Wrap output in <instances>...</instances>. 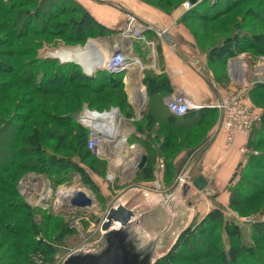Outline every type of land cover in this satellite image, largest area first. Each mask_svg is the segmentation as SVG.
<instances>
[{
    "label": "trees",
    "instance_id": "1",
    "mask_svg": "<svg viewBox=\"0 0 264 264\" xmlns=\"http://www.w3.org/2000/svg\"><path fill=\"white\" fill-rule=\"evenodd\" d=\"M196 1L182 18L194 34L205 33L206 25L220 21L221 16L233 12L236 7L246 6V14L238 11L239 20L227 21L223 29L209 26L210 32L202 36L203 46L199 47L209 63L221 61L226 64L228 58L241 52L264 56V0ZM245 18L252 22L245 24ZM196 21L203 24L197 30L193 27ZM109 35L113 33L73 0H0V141L3 142L5 129L16 121L20 123L16 124L10 142H3L6 147L0 152L3 156L0 158V264H46L51 261L55 247L51 246L52 241H45V215H40L21 199L16 183L28 169L47 174L57 184L78 171L84 176L85 185L92 183V174L82 166L95 169V154L88 148L89 130L65 115L85 105L99 111L109 108L105 100L113 103L112 99L118 96L104 95L109 90L123 87L124 73L99 70L90 76L79 64L44 59L38 51L41 45L57 38L66 45L83 46L90 38ZM224 76V72H215L217 82ZM228 82L221 84L223 90L229 88ZM143 84L151 97L149 112L135 123L137 134L143 137L134 136L133 139H138L150 151L147 163L137 172V177H141L143 183H153L156 172L153 158L157 151L164 152L166 160L181 151H192L208 137L220 112L204 108L177 116L164 104V97L172 93L166 74L148 71ZM14 88L16 93H12ZM235 92L231 89L226 94ZM39 98L43 99L40 103L36 101ZM118 98L120 102L124 101L123 96ZM245 98L250 100L251 107L261 105L263 110L260 119L253 124L247 143L248 150L258 153L248 155L247 161L239 167L242 170L236 172L227 187L228 205L219 203L216 195L211 196L216 201L210 212L202 219H193L153 264H264V221L244 224L239 219L251 214L264 215V84L248 89ZM128 114L132 115L131 112ZM23 129L31 130L28 134L31 138L23 137L20 131ZM64 129L69 132H62ZM49 141H53L51 146ZM25 158L39 162L27 165ZM194 160L189 168L193 179L199 176L195 168L198 157ZM172 162H167L163 171L162 181L166 185H171L175 177L176 164ZM102 167L106 169L105 165ZM9 168L11 174L3 176L8 174ZM229 210L237 216H227ZM243 224L251 226L249 240L244 238L246 228ZM24 236L29 241L20 240ZM59 243L65 242L60 240Z\"/></svg>",
    "mask_w": 264,
    "mask_h": 264
},
{
    "label": "rangeland",
    "instance_id": "2",
    "mask_svg": "<svg viewBox=\"0 0 264 264\" xmlns=\"http://www.w3.org/2000/svg\"><path fill=\"white\" fill-rule=\"evenodd\" d=\"M136 2H139L141 4L140 5L141 9L140 11H138V14L135 13L134 11L131 13H133V15L137 16L140 20H142L145 23H148L149 19L154 20V23H150V24L153 25L156 29V33L152 32L151 34L148 35V38L150 40H153V42L155 41L154 44L151 45L150 47L145 45L143 42H139L140 44L134 42L139 44V47L137 49H134V52L140 54V56L142 57V63H145L147 65V67L144 70L139 69V79L142 80V82L144 80L145 74L148 71L156 72V73L160 72V68L162 65V58L160 55V44L158 42L165 41V37L164 35H159L157 33L158 30L160 32L165 31L168 34H174L175 37L179 39L180 41L179 43H181L182 46L184 45L185 47H191L194 49L193 54L191 55L192 66L196 70H198L203 76H205V79L207 81H210L211 85L213 86V90L215 91V93L218 92L220 98L223 95H227L226 92L231 89L238 92L244 89L248 90L253 86H256L257 84H264V70L263 73L262 71L259 70L258 57L249 54L248 52H243V53L241 52L235 56L228 58L226 64H224L221 61L209 63L206 54L202 52L201 48L199 47V46H203L202 40L204 39V37L202 36H204L205 33L210 32L209 26L210 27L213 26V29L215 27H219L218 29H223L227 21H230L232 19L235 21L239 20L240 16L237 17V13L239 10L241 11V14L245 13L246 6L241 7V9L236 7V9L234 8L235 10H233V12L221 16L219 18L220 21H216L215 23L212 22L206 25L208 30L205 33L201 34L197 32L194 34L192 32L193 29L191 27H188L187 23L182 22L183 15L185 16V14L193 8L192 7L193 4L190 0H137ZM139 3L137 5H139ZM253 3L257 4L255 1H253ZM188 4L189 7L187 6ZM246 5L247 7L249 6V4ZM155 13L160 16L158 19L152 18ZM247 22L249 24L252 21L251 20L249 21V18H245L244 23L247 24ZM201 26H203V24L198 21H196V24H193L195 30H197L198 27ZM254 31L257 32L260 31V29ZM26 40L27 39H24L23 42H26ZM112 40L114 39H92V42L99 43V45H102L103 51H105V53L109 55L110 51L107 50V48L110 45H112L110 44V41ZM50 41L44 44V46L41 45L42 47H40L38 51V54L44 59H50V58H45V55H48L51 52L58 51L59 49L74 51L79 47H85L91 40H87V42L83 46L66 45L63 44V42H61L60 39L58 38L51 42ZM143 46L145 47V49H143ZM15 48H17V46H15L14 49ZM99 70H104V69L102 68ZM215 72L216 74L220 72H224L225 73L224 78L222 77L221 79H219V82H217L215 77ZM126 76L127 74H124L123 87L120 90L119 89L115 91L109 90L104 95L105 97H107L111 94L112 95L116 94V96L120 98L121 96H123L124 101L120 102V99L118 97L112 99L113 103H109L108 100L106 102L105 99L103 100H105L106 105H109V108L116 107L123 116H125L128 119H132L136 115L140 116L146 112H149L151 97L149 96L146 90L145 93L146 102L139 108L138 103H140V101L136 99L134 101V98L131 96L129 86L128 88L126 86L127 83L129 84L128 82L129 80L126 81L127 80L126 78L128 76L127 77ZM222 80L223 82H220ZM226 82H228L227 84H229L230 89L227 88L223 90L221 88L222 87L221 84H225ZM12 93H16L15 88L13 89ZM168 96H166L164 99L165 106H166L165 100ZM38 97L46 98L43 95H39ZM42 100H43L42 98H39L36 101L40 103ZM262 102L264 103V100H262ZM262 102L260 101V103ZM124 103L126 104L125 106ZM254 106L252 107V109L255 108L254 110L259 115H261L263 112V110L261 109V105H254ZM128 112H131L132 115L128 114ZM67 115H65L66 118ZM16 124L20 125L18 121H16ZM16 124H13V126H9L7 129L4 130L5 133L1 138L3 142H7V141L10 142V139L12 138L15 132V127L17 128ZM124 126H126V130H128L129 136L127 138L125 145L121 147L122 151L120 150L119 151L120 153L118 152V150L114 151V153L110 155V159L99 158L97 156H94L95 159L97 160V161L95 160L94 163L95 165L94 170L90 169L87 166L82 165L85 169L90 171V173L93 176V182L90 183L89 185H85L87 183L84 182V176H82L78 171L72 172L73 174L72 177L61 180L59 181L58 184L50 180L47 174H44L42 172L39 173L38 170L36 169H28L19 177L16 183V188H17L16 190L19 196L29 207L38 210L40 215H45L44 218V229L46 235L45 241L47 243H51L52 241L51 246L55 247L54 255L51 261H48V263L46 264H62L65 258L70 253H72L74 250H78L82 248L86 243L89 244L93 243L97 245L98 242H101L102 237L106 233L103 230V224L106 221L107 214L110 210L109 207H112V205H114V203H116L117 201L116 199L117 192L115 193L113 189L119 188V186L127 188L129 186L132 187V185H143L142 184L143 181H141L140 179L141 177L139 176L137 177V172H138L136 170L137 165L134 168L133 172L130 174L128 173L129 171L127 168V164L131 163L130 155H132L133 153L132 151L136 153L138 152V154L135 156V159H138L137 164L140 162L142 155L144 154L149 155L150 151L147 150L143 145L142 148L138 146L133 147L134 145H132L131 142L133 141L134 133L136 132L134 130L133 121L130 120L127 121ZM20 131L23 133L24 138L27 137L28 134H31V130L23 129ZM66 131L69 132V130L66 129L62 130V132H66ZM203 133H205V131H203ZM71 136H73L72 133ZM27 138H31V137L28 136ZM208 138L206 137L203 138L202 142L192 151H188V152L181 151L174 158L172 157L169 160H166L167 158H165L166 156L164 155V152L157 151V155L153 158V165L154 167L156 166L155 168L156 171L160 161L164 162L165 165L164 170L167 167V162H169L170 160L173 161L172 163L176 164L175 169L173 170V176H175V180L171 185L165 184L166 186L173 187V185L178 180V176H180V174L183 171L186 174H189V168L191 167L192 163L195 161L194 159L200 153H202V149L206 147ZM3 142L0 141V152L2 150H5L6 147L5 143ZM52 142L53 141L48 142L50 146L52 145ZM9 150L12 151V149ZM24 153L22 151V154ZM251 153L256 154L258 152L250 151L247 149L244 154L245 156L244 161L242 163L247 161L248 155ZM1 157L3 159V156H1L0 154V158ZM19 159L23 160V157H20ZM25 159L27 165L31 164L32 162H39L38 159L36 161L34 160L27 161V158ZM102 165H105L106 167L105 170L103 169ZM124 168H125L124 179L126 181H123L125 183H122L120 182L121 180H119L118 177L121 176V173L123 172ZM240 168L238 170L241 171L242 169ZM7 172L8 174L3 176H8L9 174H11L10 168L8 169ZM109 173H114L116 175V178L113 181L109 180V176H108ZM154 177L155 179L153 182V189L155 186V180L157 178L156 174H154ZM64 188L81 189L85 191L86 194L93 199L94 204H92L91 207H89L83 212L77 211L76 208L70 206L69 201L63 202L62 199L61 200L59 199V195H60L59 191L63 190ZM48 190L51 191V195H52L51 198L48 200L40 199L41 197L47 194ZM206 192L210 193L209 187H207L201 192L194 190L192 193H189L192 194V197H190L188 200L192 202H197L196 205L197 209L198 211H201V213H204L205 211L204 208L207 209V207L204 204L205 202L208 203L209 201V205H210L209 209H212L213 208L212 206H214L215 204L214 201H216V200H212L210 196L209 198H207ZM227 214H228L227 216H233V215L237 216V213H234L230 210ZM229 214H233V215H229ZM248 216L256 218L257 221H264V215L262 216L260 214H256V215L251 214ZM197 219H199V217H197ZM244 227L246 228V230H244L243 232L244 238L246 240H249L250 235L252 233L251 226L244 225ZM112 230L114 234L118 235L116 236L118 237V239L116 240L122 243L119 244V246L125 244L127 245V248L122 247L125 249L123 250L121 249V251L118 254L111 253L109 255V260H113L118 264H151L154 261L155 258L153 256V253L157 249H150V251H148L147 254L144 255L141 252V246L142 245L144 246L145 243L149 241H153L155 239V235L145 234L136 222H134L133 225H127L125 227H118V225L117 226L115 225ZM23 233L25 235L27 234V232H23ZM21 239L27 240V237L24 236L23 238H20V240ZM60 240H64L65 243H59ZM94 249L95 247H93V249L91 248L88 249V252L91 256L100 255L101 252L105 250L102 249L100 252ZM31 257L29 258L28 262L32 261ZM36 259L39 258L36 257ZM109 260L107 255H105L103 261L109 262ZM178 264H184V263L179 262Z\"/></svg>",
    "mask_w": 264,
    "mask_h": 264
},
{
    "label": "crops",
    "instance_id": "3",
    "mask_svg": "<svg viewBox=\"0 0 264 264\" xmlns=\"http://www.w3.org/2000/svg\"><path fill=\"white\" fill-rule=\"evenodd\" d=\"M73 1L86 9L96 22L113 33V35L95 38L114 39L110 41V44L112 45L107 48L109 51L114 47L115 42L118 39V32L124 26L127 15L133 14L131 13L133 11L138 14V11L141 9V4L136 2L137 0ZM138 3L139 5H137ZM159 17L160 16L155 13L152 18L158 19ZM148 23H154V20L149 19ZM170 36V39L165 38V41L158 42L160 44L162 65L160 72L157 74L164 73L168 76L172 87V93H170L169 96L180 93L193 104L200 106V109L209 108L208 106L215 103L220 98V95L218 92L215 93L213 86L207 82L205 76L192 66L191 55L193 54L194 49L191 47H185L184 45L182 46V44L179 43V39H177L174 34H170ZM92 39L93 38H90L88 40H91L90 42H92ZM137 43H132L133 49L139 47L140 43ZM95 44L103 49L102 45H99V43ZM87 46L79 48L83 49ZM128 85L129 84L127 83V88ZM143 87L146 88L145 86ZM245 101L250 105L249 99L246 98ZM141 116L142 115L134 116L135 119L133 123L135 131L137 130L135 123L141 119ZM218 122L209 129L207 145L202 149V153L197 156L198 162L196 163L195 168L198 169L199 176H203L208 182L207 187H209L210 193L206 192V197L209 198V196L216 195L215 199L222 205L226 206L229 201L227 187L231 184L233 177L241 166V163L244 161V154L248 149L247 143L249 135H237L233 142H229L223 131L216 130ZM137 133L138 132L134 133L136 138L143 137L140 133L139 135ZM136 138L132 141V145H134L133 147L138 146L142 148V144ZM124 175L125 168L121 173V176L118 177L122 183H125L123 181H126ZM174 180L175 177L171 181V184ZM193 180L194 179L192 178V181ZM113 190L115 193L117 192L116 199L120 202L119 204H122L132 212L134 221L139 220V225L143 227L146 234L154 235V233H160L157 235L158 238L156 245L159 253H164L175 242L178 234L191 224L193 219H196L197 217L202 219L211 210L209 209V201L208 203H204L207 209L204 208V213H201V211H198L197 209V202L188 200L192 197V194L189 193H192L194 190L199 191L195 187L185 189L184 186L175 185L172 189L174 197L169 202H165V197L162 193H159L156 190L154 191L153 183L132 185V187L129 186L127 188L119 186V188ZM104 238L102 237V240ZM83 262H85V264L89 263L90 259H86L85 256L79 255L70 260L68 264H82Z\"/></svg>",
    "mask_w": 264,
    "mask_h": 264
},
{
    "label": "built area",
    "instance_id": "4",
    "mask_svg": "<svg viewBox=\"0 0 264 264\" xmlns=\"http://www.w3.org/2000/svg\"><path fill=\"white\" fill-rule=\"evenodd\" d=\"M187 6L189 7V4ZM152 32L156 33V29L153 25L143 22L133 14H128L124 26L119 30L118 39L116 40L114 47L110 50V54L107 56L100 69L103 68L112 74H127V81L129 80V73L131 69L144 70L147 65L142 63V57L140 54L134 52L132 43L143 42L145 45L150 47L155 42L148 38L149 33L151 34ZM143 49H145L144 46ZM258 62L259 70L263 73L264 56H259ZM85 73L90 76L93 75L88 74L86 71ZM139 82L141 86H143L142 80L139 79ZM246 91L247 89H244L238 92L236 91L233 94L223 95L215 103L208 106L209 108L217 109L220 112L216 130L223 131L229 142H233L237 135H249L253 124L260 119V115L246 103ZM166 105L168 109L177 116L185 115L191 110L200 109V106L193 104L180 93L169 96L166 99ZM111 115H116L115 120L113 118L111 119ZM134 119V117L132 119L126 118L116 107H111L102 111L88 109L83 119L84 123L82 124L89 130L88 148L95 154V156L110 159V155L114 153V151L118 150L117 144L120 141V138H122V134L119 131L124 129L126 130V126H124L125 123L129 120L134 121ZM118 132L119 136H116ZM126 141L127 139L125 138V143ZM164 166V162L160 161L155 173L157 178L155 180L154 187L155 190L162 193L166 199L172 197V189L175 185L181 184L185 187V189L193 188L191 176L186 174L184 171L180 174V176H178V180L173 187L166 186L162 182ZM108 176L111 181L115 179V175L113 173H109ZM73 188H64L63 190ZM50 190H48L47 194L40 199H50L52 196ZM63 190L59 191L60 200V196L62 194L61 192ZM71 197H73V195ZM239 219L244 224H250L257 221L256 218L251 216L239 217Z\"/></svg>",
    "mask_w": 264,
    "mask_h": 264
},
{
    "label": "water",
    "instance_id": "5",
    "mask_svg": "<svg viewBox=\"0 0 264 264\" xmlns=\"http://www.w3.org/2000/svg\"><path fill=\"white\" fill-rule=\"evenodd\" d=\"M191 2L194 4L197 1L192 0ZM164 37L167 39L171 38L170 34H168V33L164 34ZM60 51H63V49H59L58 51L51 52L48 55H45V58L59 59L61 62H63L64 60L62 58H59L58 56H56V54ZM87 110H88V106L85 105L83 107V109L78 108V109H76V111L74 113L68 114L67 118L75 121L76 123L83 124L84 123L83 119L87 113ZM146 163H147V155L144 154V155H142L141 160L136 167V170L137 171L142 170L145 167ZM192 184H193V187H195L199 191H203L208 186V182L206 181V179L203 176H198L197 178H195L192 181ZM178 185L182 186L181 184H178ZM173 197H174V194H172V197L169 199L165 198V202H169L170 200H172ZM69 203H70L71 207L76 208V210L80 211V212H83L92 206L91 198L84 191H79L78 193H76L69 200ZM119 203L120 202L117 201L110 208V210L107 214V217H106V221L103 224V230H104V232H106L105 235L103 236V238L105 237L106 239L104 238L101 242H98L97 245L93 244V243L92 244H86L84 247L72 252L71 254H69L68 258L65 260V262L63 264H68L70 262V260H72L73 258H76L79 255L85 256L86 259H90V262L86 263V264H118L113 260H109V255L111 253L118 254L121 251V249L123 250V249L127 248V245L123 244V245L119 246V244H122V243L116 240V239H118V237H116L118 235H116V234H114V232H112L113 226H115V224H116V226L118 225V227H125L127 225H133V223L136 221H137V224L139 225V220L134 221V218L132 217V212L128 208H126L125 206H123L122 204H119ZM62 206H63V204H62ZM140 228L144 232L143 227L140 226ZM158 234H160V233H158ZM158 234L154 233L155 239L153 241H149L150 243L147 242V243H145L144 246L143 245L141 246V252L144 255L147 254V252L150 251V249H157L153 253V256L155 258L154 261L156 260L157 257L166 253L168 251V249L174 244L173 243L164 253L163 252L159 253V250L156 247ZM93 247H95L94 250H98L100 252L102 249H105V250L103 252H101L100 255L91 256L88 252V249L89 248L93 249ZM122 247H125V248H122ZM105 255H107L109 262L103 261V258ZM154 261L151 264H153ZM82 264H85V262H83Z\"/></svg>",
    "mask_w": 264,
    "mask_h": 264
},
{
    "label": "bare ground",
    "instance_id": "6",
    "mask_svg": "<svg viewBox=\"0 0 264 264\" xmlns=\"http://www.w3.org/2000/svg\"><path fill=\"white\" fill-rule=\"evenodd\" d=\"M157 33L159 35L160 33L161 35L166 34L165 31L159 32L158 30H157ZM56 56H58L59 58H62L64 60L63 61L64 63L74 62L76 64H79V66H83V68L88 74H94L96 70L102 67L108 55L105 53V51H103V49H101L95 43L90 42L85 49L78 48V49H75L74 51L63 50V51L58 52ZM128 82H129L128 86L131 92V96L134 99L140 101V103H138V107L140 108L146 102V96H145V91L139 82V69L138 70L131 69L129 73ZM115 117L116 115H111V119L113 118L115 120ZM119 132L122 134V138H120V141L117 144L118 152L122 149L121 147L125 145V138L127 139L129 136L128 130L124 129ZM119 132L116 136H119ZM132 152H133L132 155H130L131 163L127 164V168L129 171L128 173L130 174L133 172L136 165H138L137 164L138 159H135V156L138 154V152L137 153L134 151ZM79 191H83V190L81 189L66 190L65 189L61 192L62 193L61 199L63 200V202L68 199L70 200L72 198L71 196L72 195L74 196ZM154 191H155V187H154ZM91 200H92V204H94L92 198Z\"/></svg>",
    "mask_w": 264,
    "mask_h": 264
}]
</instances>
